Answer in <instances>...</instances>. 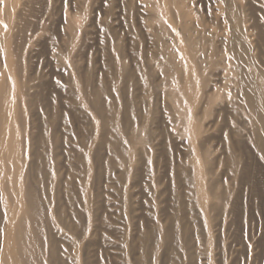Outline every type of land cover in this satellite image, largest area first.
<instances>
[{
  "label": "bare ground",
  "instance_id": "1",
  "mask_svg": "<svg viewBox=\"0 0 264 264\" xmlns=\"http://www.w3.org/2000/svg\"><path fill=\"white\" fill-rule=\"evenodd\" d=\"M74 1L0 0V264H226L245 205L264 242V0Z\"/></svg>",
  "mask_w": 264,
  "mask_h": 264
},
{
  "label": "rangeland",
  "instance_id": "2",
  "mask_svg": "<svg viewBox=\"0 0 264 264\" xmlns=\"http://www.w3.org/2000/svg\"><path fill=\"white\" fill-rule=\"evenodd\" d=\"M63 0H59V3L60 4H63V6H62V10H64V11H66L67 12V14L69 15L70 14V16L72 15V17H73V22H75V17L77 16L75 13H77V12H75V9H74V7H73V5H74V3H75V1L74 0H67V3H66V0H64L63 2H62ZM74 1V2H73ZM72 5V6H71ZM72 9V10H71ZM71 10V11H70ZM73 11V12H72ZM73 14H75V16L73 15ZM77 19H76V21L77 22H79V18L78 17H76ZM46 26H49V27H43L44 29L45 28H47V32L45 31V35L46 34H50V32H51V34L50 35H52V32L54 31V32H56V28L57 27H52L49 23L48 24H46ZM55 28V29H54ZM50 29V30H49ZM51 30H53V31H51ZM121 31H122V28L120 29ZM53 32V35L55 34ZM44 33V32H43ZM42 33V34H43ZM94 33V34H93ZM123 33V32H122ZM92 34L94 35V36H92ZM92 34L90 35V37L89 38H92V39H89V40H91L90 41V47L88 48V50L90 49V51L88 52V54H89V58H90V61H92V59H93V65L95 66H98L97 64V62H96V60L98 59V54L100 53L99 51L100 50H98V49H101L102 48V46L101 45H99L100 44V40H99V38H98V36H97V33L95 34V32H92ZM96 35V36H95ZM94 37V38H93ZM95 37H96V39H95ZM95 43V44H94ZM92 46V47H91ZM96 59V60H95ZM39 62H40V65L41 66H43L44 65V61H43V57H40L39 58V60H38ZM92 63V62H91ZM43 64V65H42ZM71 139V138H70ZM69 138H67V140H66V142L63 144V147L61 148V150H59L60 151V153H59V156H60V158L58 157V160H59V162H60V164H61V166H60V170H62L63 168H64V166H65V168L67 169L68 168V170H66L65 168L62 170V171H60L61 172V174H60V176L63 178L64 176H63V173H64V175L66 176L67 174H68V172L67 171H69L70 169H71V165H73L72 163H73V156H74V152L72 151V148H74V141L72 140H70ZM71 142V143H70ZM69 144V145H68ZM71 146V147H70ZM64 149V150H63ZM68 149V150H67ZM63 151V152H62ZM69 153V154H68ZM67 156H70L69 158L67 157ZM69 159V161H67ZM64 160V161H63ZM72 160V161H71ZM71 161V162H70ZM68 162L69 163H71V164H69L68 165ZM65 164V165H64ZM70 167V169H69V167ZM67 172V173H66ZM61 190L63 191V192H61ZM60 191V192H59ZM59 193H61V194H63V197L65 198V201H67L66 200V197H65V192H64V189H62V188H59V190L57 191V194H59ZM107 195V194H106ZM106 195H104V199H105V201L106 202H108V204H106L107 205V210H106V212L107 211H109V209H108V207H109V205L111 204L110 202H111V198H110V196H106ZM61 195L59 194L58 195V200H59V205L61 206V207H63L64 206V204H66V206H68L67 208H69V202L68 203H66L65 201H64V198H63V200H62V198L60 197ZM110 198V199H109ZM60 200L62 201V202H60ZM108 200V201H107ZM64 202V204H62ZM110 203V204H109ZM63 206H62V205ZM245 204V203H244ZM66 206H65V209H66ZM244 209H242V211H244V212H242L241 213V216H240V218H238V217H232V216H229L228 217V219L226 218V222H224V224L219 228L220 230H219V238H220V242H222L223 241V239H224V246L225 247H223V252H222V255L224 256H222V258H223V261L226 263V264H249V262H250V264H264V242H259L260 240H261V234H262V230H260L261 229V227H259L260 226V224H259V222H258V216H257V214H255V212H251V210L249 209V207L247 208V205H245V207H243ZM246 211L248 212L249 211V213H247V218H246ZM109 212H107V214H106V216L107 217H109L110 215L108 214ZM250 215H252L251 217L252 218H255L254 219V221H252L253 219L252 218H249L250 217ZM255 217H254V216ZM233 218H235V219H233ZM249 218V219H248ZM113 219H115V217H112V220ZM232 219V220H231ZM239 219V220H238ZM246 219V220H245ZM238 220V221H237ZM241 221V222H240ZM238 223V224H237ZM258 223V224H257ZM242 224V225H241ZM259 225V226H258ZM224 226V227H223ZM223 227V228H222ZM258 231V232H257ZM251 232V233H250ZM221 234V235H220ZM258 234V235H257ZM260 234V235H259ZM214 236H216V233H213V237ZM214 239V238H213ZM260 239V240H259ZM258 240V241H257ZM221 243V244H222ZM226 243V244H225ZM240 243H241V245H240ZM262 243V244H261ZM214 244H215V242H214ZM214 244H213V247H214ZM223 244H222V246H223ZM259 244V245H258ZM240 246V247H239ZM242 246H243V248H242ZM252 246V247H251ZM255 246V247H254ZM249 247V248H248ZM238 248V249H237ZM242 249V250H241ZM252 249V250H251ZM263 249V250H262ZM228 250V251H227ZM262 250V251H261ZM261 252V253H260ZM252 253V254H251ZM258 253H260V254H258ZM258 254V255H257ZM246 255V256H245ZM254 255V256H253ZM248 256H250V257H248ZM261 256V257H260ZM233 257L235 258V259H233ZM253 257V258H252ZM258 257V258H257ZM250 258V259H249ZM251 258H252V260H251ZM255 258V259H254ZM257 258V259H256ZM231 261H230V260ZM233 259V260H232ZM254 259V260H253ZM227 262H226V261Z\"/></svg>",
  "mask_w": 264,
  "mask_h": 264
},
{
  "label": "snow or ice",
  "instance_id": "3",
  "mask_svg": "<svg viewBox=\"0 0 264 264\" xmlns=\"http://www.w3.org/2000/svg\"><path fill=\"white\" fill-rule=\"evenodd\" d=\"M66 3H67V0H66ZM229 98H231V94H229Z\"/></svg>",
  "mask_w": 264,
  "mask_h": 264
}]
</instances>
